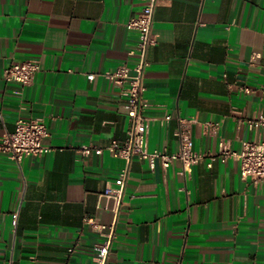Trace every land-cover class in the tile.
Listing matches in <instances>:
<instances>
[{"label": "crops", "instance_id": "0c3cea01", "mask_svg": "<svg viewBox=\"0 0 264 264\" xmlns=\"http://www.w3.org/2000/svg\"><path fill=\"white\" fill-rule=\"evenodd\" d=\"M144 4L0 0V135L17 116H39L52 147L20 162L0 152V264H92L100 235L86 216L116 220L108 264H264V191L235 159L206 157L184 175L178 159L165 169L134 157L118 213L104 196L125 165L105 147L126 138L129 121L102 73L133 63L137 32L125 23ZM153 30L148 150L177 151L180 126L198 152L256 139L261 128L248 120L264 114V0H158ZM28 58L42 66L31 85L2 78ZM88 144L103 149L82 156Z\"/></svg>", "mask_w": 264, "mask_h": 264}, {"label": "built area", "instance_id": "2783aa9c", "mask_svg": "<svg viewBox=\"0 0 264 264\" xmlns=\"http://www.w3.org/2000/svg\"><path fill=\"white\" fill-rule=\"evenodd\" d=\"M157 4L158 0H145L142 10L125 23L129 29L137 32V40L128 52L129 56L134 57L133 63L125 61L112 70L102 73L118 87L120 95L125 98L129 121L126 138L123 141L112 139L105 147L113 156L123 158L125 165L119 170L112 184L105 189L104 196L113 200V211L118 213L134 157L146 160L151 168L155 166L156 158H160L161 165L165 169L173 159H178L181 164V173L184 175H189L192 166L203 162L206 157L209 159L208 164L217 159L221 161L235 159L239 162L241 175L264 191V114L248 120L250 126L259 125L261 130L256 139L243 141L240 150L232 149L226 141L221 140L218 150L214 153L195 151L192 137L185 126H180L176 130L178 149L174 153L167 154L157 149L148 150L150 118L145 114L148 101L144 96V79L145 70L149 65L148 52L157 42V36L153 30ZM258 55L257 52L253 53L251 61H254ZM41 68V62L38 59L13 61L4 68L2 78L8 82H16L23 87L29 86L34 82ZM94 76L93 72L87 74L89 79H93ZM222 77L225 79L227 76L224 73ZM244 90L247 91L248 88L244 87ZM204 126L206 130L214 132L217 123L207 121ZM47 135L48 130L42 117L17 116L13 130L5 131L0 135V152L7 154L16 162H20L25 156H41L52 149L50 144L44 141ZM102 149V147L88 144L81 146L79 151L82 156H85L93 151L101 152ZM84 220L91 224L100 235V240L93 244L92 264H108L116 235V220L101 223L91 216H86ZM73 251L72 246L68 247V254Z\"/></svg>", "mask_w": 264, "mask_h": 264}]
</instances>
